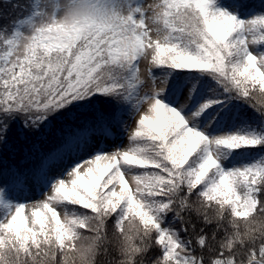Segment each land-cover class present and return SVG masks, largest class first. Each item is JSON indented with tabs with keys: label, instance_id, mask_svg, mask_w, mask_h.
<instances>
[{
	"label": "snow or ice",
	"instance_id": "obj_1",
	"mask_svg": "<svg viewBox=\"0 0 264 264\" xmlns=\"http://www.w3.org/2000/svg\"><path fill=\"white\" fill-rule=\"evenodd\" d=\"M0 264H264V0H0Z\"/></svg>",
	"mask_w": 264,
	"mask_h": 264
},
{
	"label": "trees",
	"instance_id": "obj_2",
	"mask_svg": "<svg viewBox=\"0 0 264 264\" xmlns=\"http://www.w3.org/2000/svg\"><path fill=\"white\" fill-rule=\"evenodd\" d=\"M259 0H249V3H258Z\"/></svg>",
	"mask_w": 264,
	"mask_h": 264
}]
</instances>
